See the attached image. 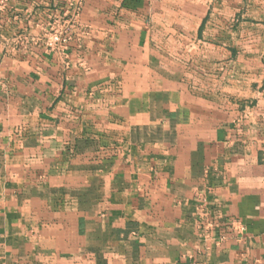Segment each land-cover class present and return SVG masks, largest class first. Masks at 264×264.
Returning <instances> with one entry per match:
<instances>
[{
  "label": "crops",
  "instance_id": "0c3cea01",
  "mask_svg": "<svg viewBox=\"0 0 264 264\" xmlns=\"http://www.w3.org/2000/svg\"><path fill=\"white\" fill-rule=\"evenodd\" d=\"M76 1L0 6V264H264V0H83L67 55L15 47Z\"/></svg>",
  "mask_w": 264,
  "mask_h": 264
},
{
  "label": "rangeland",
  "instance_id": "374dc122",
  "mask_svg": "<svg viewBox=\"0 0 264 264\" xmlns=\"http://www.w3.org/2000/svg\"><path fill=\"white\" fill-rule=\"evenodd\" d=\"M68 6L69 8L63 12L58 13V15L49 16L46 22H41V24L38 25L42 31L41 35H35L32 37H30V35H23L14 42L15 47H25L28 45L29 41H33L32 39H35L36 41L42 40L46 42V46L49 50H61L65 55H67V51L70 49L71 44L76 37L75 33H77L76 31L74 33L73 30L81 27L83 24L81 23L80 16L84 7L83 0H77L73 3L71 2ZM82 31L84 32L83 29L78 30L80 36ZM205 204L206 202L203 200L201 207L203 206V208H205ZM240 229L241 228L238 225L237 230Z\"/></svg>",
  "mask_w": 264,
  "mask_h": 264
},
{
  "label": "built area",
  "instance_id": "2783aa9c",
  "mask_svg": "<svg viewBox=\"0 0 264 264\" xmlns=\"http://www.w3.org/2000/svg\"><path fill=\"white\" fill-rule=\"evenodd\" d=\"M7 1L8 0H1L0 1V6L2 7V8H4L5 6H6V3H7ZM33 41H36L35 39H32ZM40 40V39H39ZM23 43V42H22ZM24 44V43H23ZM52 46V45H51ZM200 210H204V208H203V206L201 207V209ZM238 223V225L240 226V230L242 231L243 229H244V226L243 225H241L239 222H237Z\"/></svg>",
  "mask_w": 264,
  "mask_h": 264
}]
</instances>
